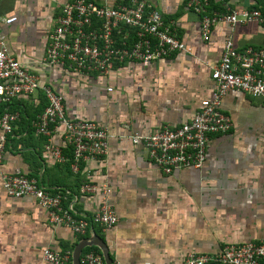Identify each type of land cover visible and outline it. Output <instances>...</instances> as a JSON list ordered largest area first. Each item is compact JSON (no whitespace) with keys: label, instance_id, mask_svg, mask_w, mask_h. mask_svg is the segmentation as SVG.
Returning <instances> with one entry per match:
<instances>
[{"label":"crops","instance_id":"obj_1","mask_svg":"<svg viewBox=\"0 0 264 264\" xmlns=\"http://www.w3.org/2000/svg\"><path fill=\"white\" fill-rule=\"evenodd\" d=\"M66 1L0 0V16L14 20L2 24L0 33L8 54L40 85L62 96L68 119L106 129L107 154L81 163L73 172L72 150L62 128L53 127L49 137H42L30 124L47 106L38 89L4 107L18 119L7 138L0 176L20 172L36 179L50 194L62 195L63 206L80 218L97 212L102 195H82L79 187L107 185L117 223L111 228L92 226L78 237L65 226L51 225L47 210L33 197L7 196L0 178V264H51L44 260V250L69 252L72 264L77 244L95 236L106 246L112 264H184L188 254H213L227 245L263 239L264 106L259 100L235 90L226 93L221 111L232 128L209 136L199 170L165 175L130 136L189 122L212 92L211 67L219 61L226 37L231 35L239 50L264 49V23L231 28L217 22L209 40L203 41L199 15L187 0H145L160 12L164 24L174 27L190 52L150 64L123 63L106 77L83 75L44 61L49 33ZM91 1L117 6L127 0ZM263 5L264 0H209L208 11L223 14ZM48 147L59 149L64 160H56ZM92 247H85L80 259Z\"/></svg>","mask_w":264,"mask_h":264},{"label":"built area","instance_id":"obj_2","mask_svg":"<svg viewBox=\"0 0 264 264\" xmlns=\"http://www.w3.org/2000/svg\"><path fill=\"white\" fill-rule=\"evenodd\" d=\"M187 6L199 15L203 41L209 40L217 22H225L231 28L237 24L264 23V14L259 9H227V13L209 15V0H188ZM12 21L13 18L0 16V26ZM125 28L134 32L133 39L122 34ZM179 52L189 53L190 49L177 37L174 27L164 24L160 12L145 0H127L117 6L98 5L91 0H67L49 33L44 61L67 66L76 74L105 77L116 64L125 61L150 64ZM210 78L212 92L199 103L189 122L174 128L164 126L147 135L130 136L131 143L142 145L151 162L165 175L185 168L201 169L209 136L231 130L230 118L221 111L222 99L228 91L246 94L264 106V49L246 47L239 50L229 35L223 42L219 61L211 67ZM38 89L44 93L47 106L33 122L36 133L49 137L51 127L62 128L65 142L72 147L70 167L73 172L78 171L81 163L103 158L108 150L106 129L95 122L68 119L62 96L49 86L40 85L34 74L8 54L0 33V104L9 103L19 95H30ZM15 119L16 115L7 112L0 118V164ZM47 150L56 160H64L59 149L48 147ZM0 178L7 196L33 197L47 210L51 225L65 226L78 237L86 235L92 226L111 228L117 223L107 185L86 183L80 187L82 195H102L97 212L90 218H80L62 206L64 198L60 194H50L34 178L20 172L2 173ZM43 258L51 264H68L70 253L44 250ZM262 261L264 238L227 245L213 254H188L184 264H261ZM80 263L104 264V261L95 252L88 251Z\"/></svg>","mask_w":264,"mask_h":264},{"label":"trees","instance_id":"obj_3","mask_svg":"<svg viewBox=\"0 0 264 264\" xmlns=\"http://www.w3.org/2000/svg\"><path fill=\"white\" fill-rule=\"evenodd\" d=\"M188 1V0H187ZM213 2V1H212ZM124 3H127V1H125ZM187 3V2H186ZM123 4V3H122ZM254 9H260L261 11H262V13H264V5L262 6V9L261 8H254ZM207 12H208V14L209 15H212V14H210V12L208 11V9H207ZM172 26V25H171ZM176 32V31H175ZM122 34H127L128 36H129V38H130V40L131 39H133V37H134V32L132 31V30H130V29H128V28H125V29H123L122 30ZM122 34H121V36H122ZM124 64L125 63H127V61H125V62H123ZM123 63H120V64H116L115 66H114V68L117 66V65H121V64H123ZM137 63V62H136ZM90 75V74H89ZM97 75V74H96ZM98 76H100V75H98ZM106 77V76H105ZM57 93V92H56ZM11 102V101H10ZM9 102V103H10ZM9 103H6V104H0V118H1V116L4 114V112H7V113H10V114H12V115H16L15 113H11V112H9V111H7V110H5L4 109V107L5 106H7ZM63 108H64V106H63ZM45 109V108H44ZM44 109H43V111H44ZM42 111V112H43ZM42 112L40 113V114H42ZM65 112V111H64ZM39 114V115H40ZM38 115V116H39ZM66 115V114H65ZM67 117V116H66ZM68 118V117H67ZM18 119V116L16 115V119L12 122V132H13V128H14V124H15V122H16V120ZM36 119H37V116H36V118L33 120V121H31L30 122V124H31V126L33 127V122L34 121H36ZM34 128V127H33ZM51 129H52V127H51ZM34 130H35V128H34ZM12 132H11V134H12ZM36 132V131H35ZM11 134H9L8 136H7V138L11 135ZM37 134V133H36ZM38 135H40V134H38ZM40 136H42V135H40ZM42 137H45V136H42ZM7 142V141H6ZM70 148H71V150H72V147L71 146H69ZM71 159H73V156L71 157ZM71 163H72V160H71ZM70 166H71V164H70ZM30 178V177H29ZM41 186H42V184L40 183V182H38ZM84 184H86V183H84ZM83 185V184H82ZM81 185V186H82ZM80 186V187H81ZM43 187V186H42ZM80 187H79V190H80ZM44 188V187H43ZM45 189V188H44ZM47 192H49L47 189H45ZM62 196V195H61ZM63 197V196H62ZM64 198V197H63ZM64 200V199H63ZM62 206H63V201H62ZM64 207V206H63ZM85 236V235H84ZM84 236H82V237H84ZM85 251L86 252H88V251H93V252H95L96 254H98L99 256H101V254H100V251H99V249L98 248H95V247H92V248H86L85 249ZM261 264H264V261H262L261 262Z\"/></svg>","mask_w":264,"mask_h":264},{"label":"water","instance_id":"obj_4","mask_svg":"<svg viewBox=\"0 0 264 264\" xmlns=\"http://www.w3.org/2000/svg\"><path fill=\"white\" fill-rule=\"evenodd\" d=\"M97 247L102 254V258L105 264H112V261L108 255V251L104 243L99 239L94 237V240L88 241V240H82L74 249V252L72 254V264H80V255L82 250L85 247Z\"/></svg>","mask_w":264,"mask_h":264}]
</instances>
